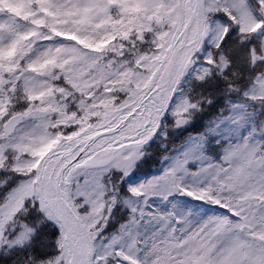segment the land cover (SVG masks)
<instances>
[{
    "label": "snow or ice",
    "instance_id": "obj_1",
    "mask_svg": "<svg viewBox=\"0 0 264 264\" xmlns=\"http://www.w3.org/2000/svg\"><path fill=\"white\" fill-rule=\"evenodd\" d=\"M0 264H264V0H0Z\"/></svg>",
    "mask_w": 264,
    "mask_h": 264
}]
</instances>
